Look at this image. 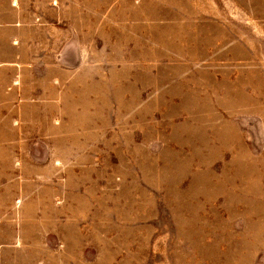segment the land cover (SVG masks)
<instances>
[{"label": "rangeland", "instance_id": "rangeland-1", "mask_svg": "<svg viewBox=\"0 0 264 264\" xmlns=\"http://www.w3.org/2000/svg\"><path fill=\"white\" fill-rule=\"evenodd\" d=\"M58 6L1 51L0 264H264V0Z\"/></svg>", "mask_w": 264, "mask_h": 264}, {"label": "crops", "instance_id": "crops-1", "mask_svg": "<svg viewBox=\"0 0 264 264\" xmlns=\"http://www.w3.org/2000/svg\"><path fill=\"white\" fill-rule=\"evenodd\" d=\"M63 0H0V61L13 62V59L3 57L1 51H17L14 57L23 60L31 58L33 53L40 51L46 45L56 48L62 37H58L56 31L41 29V23L36 24L33 20L51 19L63 17L58 15V4ZM66 4L72 0H65ZM68 17V14H65ZM37 23V22H36ZM4 31H7L4 33ZM68 31V30H67ZM1 33V32H0ZM73 35V34H72ZM65 38L69 33L64 34ZM68 41V40H67ZM22 52V53H21ZM24 57V58H23Z\"/></svg>", "mask_w": 264, "mask_h": 264}]
</instances>
